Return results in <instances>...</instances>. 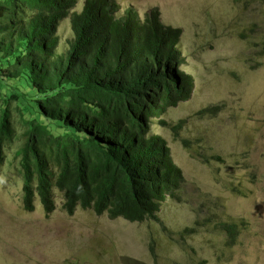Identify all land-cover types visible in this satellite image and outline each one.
I'll return each instance as SVG.
<instances>
[{
    "label": "rangeland",
    "instance_id": "374dc122",
    "mask_svg": "<svg viewBox=\"0 0 264 264\" xmlns=\"http://www.w3.org/2000/svg\"><path fill=\"white\" fill-rule=\"evenodd\" d=\"M114 1L118 16L156 9L182 33L191 97L150 123L181 170L178 200L143 223L79 207L69 215L57 190L51 213L37 198L24 211L16 151L31 91L3 81L0 102L17 127L0 165V264H264V0ZM58 32L62 43L71 37L68 20Z\"/></svg>",
    "mask_w": 264,
    "mask_h": 264
},
{
    "label": "trees",
    "instance_id": "16d2710c",
    "mask_svg": "<svg viewBox=\"0 0 264 264\" xmlns=\"http://www.w3.org/2000/svg\"><path fill=\"white\" fill-rule=\"evenodd\" d=\"M77 2L0 0V83L31 91L16 151L23 209L31 212L37 198L51 213L57 190L69 215L79 207L158 221L184 183L166 141L150 132L152 120L193 91L181 70V30L163 25L156 9L140 19L132 8L118 16L114 0H83L79 11ZM64 20L71 37L62 43ZM7 102H0V165L17 127ZM227 228L234 234L235 225Z\"/></svg>",
    "mask_w": 264,
    "mask_h": 264
}]
</instances>
